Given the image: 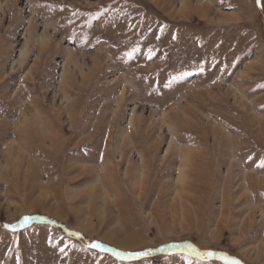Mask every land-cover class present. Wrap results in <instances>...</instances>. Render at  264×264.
Masks as SVG:
<instances>
[{
    "label": "rangeland",
    "instance_id": "obj_1",
    "mask_svg": "<svg viewBox=\"0 0 264 264\" xmlns=\"http://www.w3.org/2000/svg\"><path fill=\"white\" fill-rule=\"evenodd\" d=\"M261 161L264 0H0V264H264Z\"/></svg>",
    "mask_w": 264,
    "mask_h": 264
},
{
    "label": "snow or ice",
    "instance_id": "obj_2",
    "mask_svg": "<svg viewBox=\"0 0 264 264\" xmlns=\"http://www.w3.org/2000/svg\"><path fill=\"white\" fill-rule=\"evenodd\" d=\"M257 3H260V0H257ZM149 59H151V56H149ZM200 71H203V68L200 69ZM261 166L264 167V161H261ZM30 217H25L24 218V223H27L29 221ZM9 227H11L13 230H15L16 225H9ZM90 247L92 248H97V249H103V245L99 244V243H91ZM63 251V249H62ZM193 252L196 253L197 256H207V257H213L216 255V253L214 252H207V253H199L196 251V249H192ZM118 256L123 257L125 254L124 253H117ZM129 256L135 255V256H139L142 255L141 253H136V254H128ZM223 259L227 262V264H240L239 261L237 260H229L228 257H223Z\"/></svg>",
    "mask_w": 264,
    "mask_h": 264
}]
</instances>
